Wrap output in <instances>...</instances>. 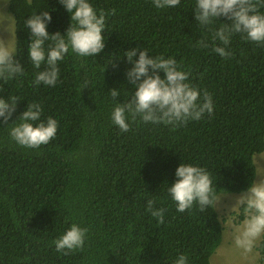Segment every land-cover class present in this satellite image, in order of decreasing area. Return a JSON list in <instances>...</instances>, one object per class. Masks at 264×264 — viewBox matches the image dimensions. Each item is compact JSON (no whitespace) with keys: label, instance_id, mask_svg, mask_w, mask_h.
<instances>
[{"label":"trees","instance_id":"16d2710c","mask_svg":"<svg viewBox=\"0 0 264 264\" xmlns=\"http://www.w3.org/2000/svg\"><path fill=\"white\" fill-rule=\"evenodd\" d=\"M88 2L97 15L107 14L105 48L87 57L69 49L53 87L33 83L46 64L37 69L30 62L24 21L49 11V34L63 35L70 13L58 0H10L13 59L24 72L0 80V97L18 99L10 125L0 123V264H174L181 254L188 264H212L225 231L216 203L179 212L168 188L180 163L209 173L216 202L255 181L254 156L264 152V45L238 33L226 47L231 56L215 53L212 32L230 21L201 26L196 0L163 9L152 0ZM259 11L264 14V0ZM201 39L208 48L197 45ZM51 43L45 42L46 53ZM137 46L150 57L174 58L189 73L187 82L212 96L213 113L169 125L129 118L126 132L114 125L115 104L127 103L134 91L124 53ZM114 88L121 92L117 101L108 93ZM32 103L42 107L41 121L58 124L55 137L36 149L9 136L11 123ZM149 200L165 210L163 223L148 211ZM72 224L88 232L83 249L65 255L53 241ZM257 249L264 264V237Z\"/></svg>","mask_w":264,"mask_h":264},{"label":"clouds","instance_id":"9594fccd","mask_svg":"<svg viewBox=\"0 0 264 264\" xmlns=\"http://www.w3.org/2000/svg\"><path fill=\"white\" fill-rule=\"evenodd\" d=\"M58 2L71 17V24L65 34L62 35L59 31L49 34L47 26L52 21L49 11L32 15L24 21L25 26L30 30V41L27 45L30 62L37 69L41 68L42 63L46 64L45 70L36 74L33 81L35 85L43 83L54 87L57 84L58 62L63 60L69 49L78 56L87 57L97 56L105 48L102 32L105 30L107 14L103 10L97 15L88 0H58ZM152 3L156 8L163 9L179 5L180 0H152ZM9 4L10 0H0V27L10 18V14L13 15ZM111 14H115V9L111 10ZM194 17L201 26H209L220 17L230 21L212 32L214 45L212 51L224 58L231 56V53L226 51V47L234 34H243L245 39L264 45V14L259 11V0H196ZM13 18L14 25L12 19L9 21L11 27L13 25V47L0 40V80L4 81L11 80L24 72L23 66L13 59L16 51L14 15ZM48 40L52 43L46 53L44 45ZM216 41H219V44H216ZM197 45L201 48L209 47V43L203 39L197 41ZM124 56L132 65L126 72V78L133 85L134 91L127 103H116L111 113L113 124L121 131L129 130V118L132 121L139 118L145 123L169 125L200 120L205 114L213 113L212 96L207 91L201 96L200 90L187 82L189 73L178 70L174 58L150 57L148 51L139 46L127 50ZM161 71L164 73L163 78L159 74ZM108 93L114 101H117L115 98L121 95L120 90L115 88ZM17 102L18 99L15 97H0V123L10 125L8 121L16 111ZM42 111L40 104H28L26 110L11 123L9 136L16 144L36 149L48 144L55 137L57 121L51 117L47 118L46 123L41 121ZM36 121L40 122L34 125L33 122ZM254 162L256 164V160ZM263 170L264 168H257L255 181L245 191L234 193L229 197L239 195L234 208L238 207V220L243 219V222L242 227L234 235V243L245 252H251L255 242L264 237V179L257 182L258 174ZM175 177V182L168 188V192L179 212L191 209L194 203L198 204L200 211L203 212L216 203L220 216L218 204L220 200L216 202L212 180L204 168L180 163L175 170ZM147 206L151 215L157 218L159 223H163L165 210L154 208L151 200L147 201ZM221 221L223 223L222 219ZM87 232V228L72 224L64 234L53 241L56 250L67 255L69 252L83 249ZM174 264H188V259L181 254Z\"/></svg>","mask_w":264,"mask_h":264},{"label":"rangeland","instance_id":"374dc122","mask_svg":"<svg viewBox=\"0 0 264 264\" xmlns=\"http://www.w3.org/2000/svg\"><path fill=\"white\" fill-rule=\"evenodd\" d=\"M12 19L14 25L13 15L10 14L8 21ZM8 33H4L6 36ZM256 160L257 168H264V154L257 153L254 157ZM260 179H264V170L258 174L257 182ZM227 197L220 200V217L223 220L225 231L223 235L222 245L214 255L212 256L213 264H262L260 260V254L257 250V246L261 239L255 242L251 252H245L243 249L238 248L234 243V235L236 231L242 227L243 220H238V207H235L236 198L231 197L232 193H228Z\"/></svg>","mask_w":264,"mask_h":264},{"label":"crops","instance_id":"0c3cea01","mask_svg":"<svg viewBox=\"0 0 264 264\" xmlns=\"http://www.w3.org/2000/svg\"><path fill=\"white\" fill-rule=\"evenodd\" d=\"M4 33H8L6 36H3ZM0 40L7 42L10 47H13V25L8 20L0 27Z\"/></svg>","mask_w":264,"mask_h":264}]
</instances>
